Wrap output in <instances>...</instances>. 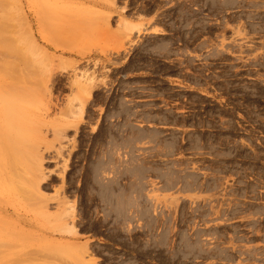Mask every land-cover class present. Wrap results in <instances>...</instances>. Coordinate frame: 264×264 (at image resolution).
Segmentation results:
<instances>
[{
  "label": "rangeland",
  "instance_id": "374dc122",
  "mask_svg": "<svg viewBox=\"0 0 264 264\" xmlns=\"http://www.w3.org/2000/svg\"><path fill=\"white\" fill-rule=\"evenodd\" d=\"M6 2L0 264H264V0Z\"/></svg>",
  "mask_w": 264,
  "mask_h": 264
},
{
  "label": "bare ground",
  "instance_id": "6f19581e",
  "mask_svg": "<svg viewBox=\"0 0 264 264\" xmlns=\"http://www.w3.org/2000/svg\"><path fill=\"white\" fill-rule=\"evenodd\" d=\"M7 0H5V2H6ZM15 2H16V0H14ZM4 2V0H0V36L2 37V35L1 34H3V35H5L4 33H5V31H6V29H7V24H8V22H9V20L11 19L10 18V14H12V8H11V10L10 9H8V8H10V7H8V6H6V4H4L5 3ZM7 3V2H6ZM15 5H18V3L16 4L15 3ZM14 9V8H13ZM11 11V12H10ZM127 22V21H126ZM0 37V38H1ZM9 39H11L10 41H8V40H5L4 39V37L2 38V40H0V44H1V48H2V51L3 52H8L10 49H13L14 47H16L15 45V43H17V40L15 41V39H13V38H9ZM28 59H29V57H28ZM5 65H6V69H7V66L8 65H10V61H8V60H6V61H4L3 62ZM5 66L4 65H2V68H4ZM4 78H2L1 79V81H2V84H4L3 82L5 81V79L3 80ZM1 88V87H0ZM1 136V135H0ZM1 139V138H0ZM2 141V140H1ZM1 141H0V143H1ZM3 141H5V139L3 140ZM20 142V141H19ZM4 143V142H3ZM2 143V144H3ZM7 144L9 143V142H6ZM1 144V151H2V148H3V150L5 149V148H7V144H5L4 146ZM10 144V143H9ZM8 144V145H9ZM14 144V143H13ZM16 144V143H15ZM15 144L13 145V147L15 146ZM11 146H12V144H11ZM18 146V145H17ZM17 146H15V147H17ZM5 147V148H4ZM9 148H11L10 146H8ZM12 147V148H13ZM19 147V146H18ZM8 149V148H7ZM6 149V150H7ZM14 149V148H13ZM13 149H11V150H13ZM15 150V149H14ZM16 151V150H15ZM14 151V152H15ZM5 152V151H4ZM7 152V151H6ZM5 152V153H6ZM10 152V149H9V151H8V153ZM13 152V151H12ZM13 152V153H14ZM1 153V152H0ZM13 153H10V154H13ZM17 153H18V150H17ZM15 155H17L16 153H14ZM1 158H0V160H2V157H3V155H2V153H1ZM9 156V155H8ZM5 157V156H4ZM13 157H14V155H13ZM5 160V159H4ZM7 160V159H6ZM14 160H15V158H14ZM3 161V160H2ZM2 161H0V162H2ZM5 163H6V161H4ZM4 162H2L3 164H4ZM11 164V163H10ZM4 166V165H3ZM0 168L2 169V166H0ZM5 168V167H4ZM2 179V178H1ZM3 183V182H2ZM23 191V190H22ZM26 191H28V190H26ZM25 192V191H24ZM23 193V192H22ZM26 195H28L27 193H26ZM25 195V196H26ZM32 195H31V193H30V197H31ZM29 197V196H28ZM32 198V197H31Z\"/></svg>",
  "mask_w": 264,
  "mask_h": 264
}]
</instances>
